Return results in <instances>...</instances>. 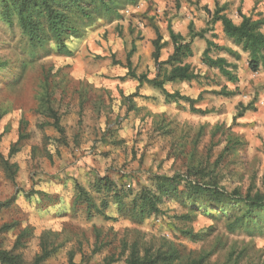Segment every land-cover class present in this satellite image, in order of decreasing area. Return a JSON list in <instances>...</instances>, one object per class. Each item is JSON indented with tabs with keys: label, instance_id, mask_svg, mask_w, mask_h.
Listing matches in <instances>:
<instances>
[{
	"label": "rangeland",
	"instance_id": "rangeland-1",
	"mask_svg": "<svg viewBox=\"0 0 264 264\" xmlns=\"http://www.w3.org/2000/svg\"><path fill=\"white\" fill-rule=\"evenodd\" d=\"M255 5L264 15V0H139L70 39V55H57L52 43L34 50L18 28L0 21V62L6 64L0 71V206L8 202L0 207V250L19 255L23 264L33 263L43 243L53 246L44 264H68L70 255L76 264L109 258L125 264L131 247L141 254L173 248L184 260L205 256L208 264H264V233L229 231L212 206H199L203 201L193 210L164 202L160 214L135 223L118 213L111 193L96 192L101 179L136 195L153 188L154 176L195 172L198 182L214 183L228 195L264 194V71L251 72L246 55L220 24L209 29L205 12L224 7L236 24L237 11L246 14ZM189 27L207 30L205 39L240 55L237 60L224 51L210 53L235 66L230 70L237 81L230 82L203 65L205 40L196 38L185 63L205 77L165 84L168 93L200 96L195 107L206 110L204 115L190 112L186 103H167L159 91L146 84L138 88L124 77L130 54L136 75L155 78L156 33L167 43L162 62L172 52L169 29L187 38ZM221 90L235 95L216 94ZM42 97L57 112L64 145L40 113ZM4 162L12 166V176ZM85 195L91 207L83 202ZM130 200L123 198L126 208ZM6 225L12 228L5 230Z\"/></svg>",
	"mask_w": 264,
	"mask_h": 264
},
{
	"label": "trees",
	"instance_id": "trees-1",
	"mask_svg": "<svg viewBox=\"0 0 264 264\" xmlns=\"http://www.w3.org/2000/svg\"><path fill=\"white\" fill-rule=\"evenodd\" d=\"M139 0H0V21L8 28L16 27L21 35L26 38L28 45L34 50H45L49 43L55 46L57 55H70L67 48L70 39L81 37L84 29L90 26L98 18H112L118 15L122 5H135ZM225 8H215L211 13L205 8V12L210 18L208 26L219 23L224 36L233 46L246 55L248 69L256 73L259 70L264 71V17L262 12L255 5L246 14L240 10L237 15L240 19L235 24L224 14ZM193 32L189 27L186 37L179 33H174L169 29V41L172 52L165 61L159 62L161 50L167 46L162 41L159 33H156L152 40V59L157 66V75L155 78L148 79L145 75H136L131 67L130 54L126 57L127 72L124 77L137 82V87L146 84L159 91L167 103H186L190 112L204 115L208 113L195 107L200 96L193 100L178 92L168 93L164 86L166 83L199 81L205 76L194 71L185 61L193 56L192 41L196 38L205 40V49L202 52L201 61L208 69H216L222 76L230 82H236V77L232 74L235 66L229 64L224 58L210 56L211 52L224 51L235 59L240 55L229 48L219 46L212 40L205 39L204 33ZM213 38L215 35L212 34ZM50 50L46 51V54ZM5 63L0 62V71L5 69ZM219 96L225 98L233 97L232 91L221 90L217 92ZM133 97L135 96L132 95ZM42 113L51 122L48 124L59 136L62 145L66 144L64 129L60 124L57 112L52 108L48 97H42L40 100ZM249 109L248 106L238 108V114L233 120L240 118L242 114ZM19 140H21L19 138ZM18 140V141H19ZM4 167L11 176L14 171H10L12 166L4 162ZM15 167V166H14ZM197 173H186L185 176L175 174L168 176H154L155 183L152 189H141L138 194L116 191L113 184L106 179L98 180L96 192L104 191L111 193L117 204V210L120 214H128L135 223H141L145 218L151 215L160 214L159 206L164 202H178L190 210L194 205L205 208L212 206L217 213L228 221V230L233 232L239 228H252L264 233V194L256 192L252 196L246 194L244 198L240 197L238 192L234 196L228 195L214 183L201 184L196 180ZM10 176V177H11ZM12 178V177H11ZM238 196V197H237ZM130 197L128 207L123 204V198ZM78 199L81 196L78 195ZM82 200L91 207V201L88 197L82 196ZM8 202L2 204V207H8ZM0 206V207H1ZM99 215H103L102 212ZM233 216V217H231ZM11 225L4 226V229H11ZM23 233L20 234L15 242L19 245ZM190 239H198L199 235H193L185 232ZM49 244H42V250L36 256L32 264H44L45 260L51 255L53 246L48 248ZM207 257L200 256L197 259L184 260L176 249L167 251H145L141 254L136 247H131L126 258L125 264H208ZM112 258L106 259L103 264H114ZM0 264H23L19 255H13L10 252L0 250ZM68 264H76L70 255Z\"/></svg>",
	"mask_w": 264,
	"mask_h": 264
},
{
	"label": "crops",
	"instance_id": "crops-1",
	"mask_svg": "<svg viewBox=\"0 0 264 264\" xmlns=\"http://www.w3.org/2000/svg\"><path fill=\"white\" fill-rule=\"evenodd\" d=\"M253 5H254V4H253ZM252 8H253V7H252ZM252 8H251V9H252ZM251 9H250V10H251ZM250 10H249V11H250ZM249 11H248V12H249ZM262 16L264 17V15H262ZM238 23H239V22H237L236 24H238ZM262 32L264 33V28L262 29Z\"/></svg>",
	"mask_w": 264,
	"mask_h": 264
}]
</instances>
